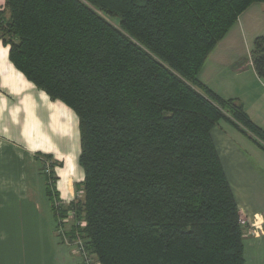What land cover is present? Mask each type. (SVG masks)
<instances>
[{
    "label": "trees",
    "instance_id": "16d2710c",
    "mask_svg": "<svg viewBox=\"0 0 264 264\" xmlns=\"http://www.w3.org/2000/svg\"><path fill=\"white\" fill-rule=\"evenodd\" d=\"M255 3L264 0H6L0 9L13 65L79 118L83 195L54 209L75 212L69 236L99 264H245V228L211 133L226 122L264 150V130L199 74ZM252 61L264 81V37Z\"/></svg>",
    "mask_w": 264,
    "mask_h": 264
},
{
    "label": "crops",
    "instance_id": "0c3cea01",
    "mask_svg": "<svg viewBox=\"0 0 264 264\" xmlns=\"http://www.w3.org/2000/svg\"><path fill=\"white\" fill-rule=\"evenodd\" d=\"M261 19L264 3L251 5L210 53L199 79L223 99L241 102L264 130V81L252 61L254 42L264 36ZM9 52L0 41V264H81L77 241L67 240L72 223H63V239L54 209L58 203L68 211L85 180L79 118L17 70ZM211 134L241 217L261 228L245 231V264H264V150L226 122Z\"/></svg>",
    "mask_w": 264,
    "mask_h": 264
},
{
    "label": "built area",
    "instance_id": "2783aa9c",
    "mask_svg": "<svg viewBox=\"0 0 264 264\" xmlns=\"http://www.w3.org/2000/svg\"><path fill=\"white\" fill-rule=\"evenodd\" d=\"M46 173L49 175L50 171L47 170ZM50 183H51V181H50ZM55 205L57 208L62 209L61 205H59L58 203H56ZM58 217H59V226H62L63 223H69V222L73 221V219L75 218V212L70 211L68 216H62L61 215ZM78 224H81V222H79ZM240 224L245 228V231L247 230L249 232V230H250V231H253L254 233L256 231H258V232L261 231V228L257 229L255 225H253V226L251 225L249 227V222L244 218L240 219ZM76 248L78 249L79 253L83 256V258H84L83 263L84 264H99L97 261H93V258L91 256H89V254L86 252L82 240H79L78 242H76Z\"/></svg>",
    "mask_w": 264,
    "mask_h": 264
},
{
    "label": "rangeland",
    "instance_id": "374dc122",
    "mask_svg": "<svg viewBox=\"0 0 264 264\" xmlns=\"http://www.w3.org/2000/svg\"><path fill=\"white\" fill-rule=\"evenodd\" d=\"M1 9H3V8H1ZM112 23L114 24V25H117L118 26V22L117 21H112ZM258 28H261L262 29V31H260V32H262V35H264V20L263 19H261V20H259L258 21ZM260 37H264V36H260ZM82 193H80V194H78V196L81 198L82 197ZM73 225V224H72ZM64 229V228H63ZM62 229V226H60V230H59V234L60 235H62L63 237V239L64 238H66L67 237V235H65L66 233H65V231ZM72 239H74V240H76L77 242L80 240V239H78L76 236H71V237H68L67 238V240H72ZM76 251L79 253V251H78V249L76 248ZM81 258H82V262H81V264H84L83 263V260H84V258H83V256L81 255ZM93 258V261H96V259L94 258V257H92Z\"/></svg>",
    "mask_w": 264,
    "mask_h": 264
}]
</instances>
